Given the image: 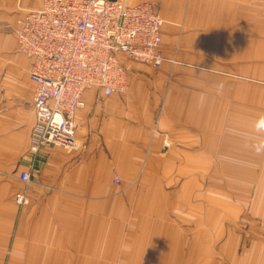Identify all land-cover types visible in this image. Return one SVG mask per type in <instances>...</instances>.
Instances as JSON below:
<instances>
[{
  "label": "crops",
  "instance_id": "obj_1",
  "mask_svg": "<svg viewBox=\"0 0 264 264\" xmlns=\"http://www.w3.org/2000/svg\"><path fill=\"white\" fill-rule=\"evenodd\" d=\"M126 1L158 5L161 68L123 57L81 148L34 154L16 32L42 0H0V264H264V0Z\"/></svg>",
  "mask_w": 264,
  "mask_h": 264
},
{
  "label": "built area",
  "instance_id": "obj_2",
  "mask_svg": "<svg viewBox=\"0 0 264 264\" xmlns=\"http://www.w3.org/2000/svg\"><path fill=\"white\" fill-rule=\"evenodd\" d=\"M163 24L154 2L130 6L126 0H42L39 10L19 19V50L32 61L35 85L31 151L37 154L45 146L79 150L75 119L85 108V93L125 95L123 57L160 69ZM19 180L27 188L32 184L29 173ZM26 192L16 195V204L28 203ZM259 230L264 236V219Z\"/></svg>",
  "mask_w": 264,
  "mask_h": 264
}]
</instances>
